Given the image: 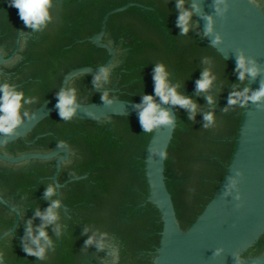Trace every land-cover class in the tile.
<instances>
[{
	"label": "flooded vegetation",
	"instance_id": "af4514ba",
	"mask_svg": "<svg viewBox=\"0 0 264 264\" xmlns=\"http://www.w3.org/2000/svg\"><path fill=\"white\" fill-rule=\"evenodd\" d=\"M127 3L147 8L115 10ZM190 13V0H0V132L57 96L68 72L99 68L111 58L101 72L71 76L67 93L80 103L161 98L172 104L177 124L167 151L174 162L187 125L226 113L232 133L216 138L228 155L217 157L224 172L245 79L228 69L224 74L200 31L187 34ZM100 33L112 53L88 40ZM194 52L200 64L191 66ZM207 54L216 61L210 67ZM189 76L195 80L187 85ZM202 78L231 81V91L208 97L196 85ZM154 125L150 117L86 119L53 111L1 142L0 264H151L160 223L147 201L143 157ZM174 166L165 172L170 190ZM136 223L145 230L138 236L129 232ZM261 253L264 235L244 256Z\"/></svg>",
	"mask_w": 264,
	"mask_h": 264
},
{
	"label": "water",
	"instance_id": "95a60500",
	"mask_svg": "<svg viewBox=\"0 0 264 264\" xmlns=\"http://www.w3.org/2000/svg\"><path fill=\"white\" fill-rule=\"evenodd\" d=\"M190 4L193 15L186 16L187 34L194 36L200 31L215 53L245 75L244 96L239 101L241 117L224 172L217 157L227 160L228 155L224 152L225 143L216 138H226L232 133V123L223 120L226 113L215 112L214 117L204 113V123L185 127V140L182 139L175 154L179 165L171 169L170 190L165 159L177 124L172 104L161 98L80 103L67 93L65 87L71 76L83 71L101 72L111 58L99 68L83 67L68 72L61 92L1 131L0 143L23 135L53 111L86 119L108 115L153 118L155 125L143 157L147 201L156 209L160 223L151 264H264V253L244 256L264 235V0H190ZM129 5L147 8L127 3L115 10ZM101 33L88 40L112 53L113 49L99 41ZM151 35L157 38L155 33ZM203 59L209 67L216 62L211 54ZM3 60L0 53V63ZM194 80L193 76L184 77L187 85ZM196 85L208 97L215 91L222 95L232 88L231 81L227 84L207 78L198 80ZM239 91L242 92L241 87ZM205 108L201 102L199 113L203 114ZM130 228L129 232L137 236L145 231L137 223Z\"/></svg>",
	"mask_w": 264,
	"mask_h": 264
},
{
	"label": "trees",
	"instance_id": "16d2710c",
	"mask_svg": "<svg viewBox=\"0 0 264 264\" xmlns=\"http://www.w3.org/2000/svg\"><path fill=\"white\" fill-rule=\"evenodd\" d=\"M190 57H191V61H192V63H191V66L193 65V66H195V65H197V64H200V56H199V54L197 55V53L196 52H194V53H192L191 55H190ZM217 57H218V59H220L221 60V62H222V64L226 67V69H224V74H225V70H229V71H231L232 72V74L233 73H235L237 76H242L244 79H245V75L243 74V73H240V71H238L237 69H235L233 66H231L229 63H227L226 61H224L219 55H217ZM238 122H239V120H238ZM173 141H174V143H176L177 142V140H175V139H173ZM172 156H173V153H171L170 152V150H168L167 151V153H166V159H165V172H167L168 170H170V168L172 167V165H179V163H177L176 161L174 162L173 160H172ZM211 196V195H210ZM209 199V198H208ZM208 199L206 200V202L208 201ZM203 208V206L200 208V210L198 211V213L201 211V209ZM157 212V211H156ZM197 213V214H198ZM197 214H195L193 217H192V219L190 220V222H189V224L193 221V219L196 217V215ZM178 218H179V220H180V216H178ZM180 222H181V224H182V221L180 220ZM188 224V225H189ZM187 225V226H188Z\"/></svg>",
	"mask_w": 264,
	"mask_h": 264
}]
</instances>
